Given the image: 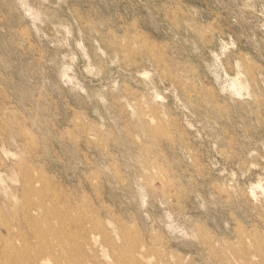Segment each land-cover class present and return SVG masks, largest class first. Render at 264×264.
<instances>
[{
	"label": "rangeland",
	"instance_id": "1",
	"mask_svg": "<svg viewBox=\"0 0 264 264\" xmlns=\"http://www.w3.org/2000/svg\"><path fill=\"white\" fill-rule=\"evenodd\" d=\"M26 174L100 263L99 220L125 260L263 263L264 0H0L4 212Z\"/></svg>",
	"mask_w": 264,
	"mask_h": 264
},
{
	"label": "bare ground",
	"instance_id": "2",
	"mask_svg": "<svg viewBox=\"0 0 264 264\" xmlns=\"http://www.w3.org/2000/svg\"><path fill=\"white\" fill-rule=\"evenodd\" d=\"M45 178L42 179L43 185L39 186L35 178L26 174L19 197L6 202L8 212L0 208V264H105L98 261L95 239L84 226L80 205L73 206L69 199L62 205L58 194L53 192L59 185L55 180ZM51 186H54L53 191ZM94 229L102 231L103 241L115 253L117 264L126 260L129 264H145L133 251L125 260V254L119 245L111 242V234L100 220ZM123 237L126 241L129 239L125 232ZM260 253L264 258L263 250Z\"/></svg>",
	"mask_w": 264,
	"mask_h": 264
}]
</instances>
